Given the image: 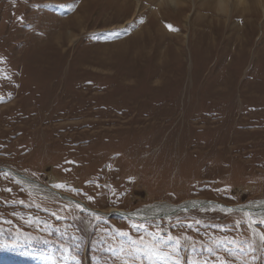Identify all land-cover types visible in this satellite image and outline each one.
<instances>
[{
    "label": "rangeland",
    "instance_id": "rangeland-1",
    "mask_svg": "<svg viewBox=\"0 0 264 264\" xmlns=\"http://www.w3.org/2000/svg\"><path fill=\"white\" fill-rule=\"evenodd\" d=\"M157 1L0 0V264H264L257 212L112 213L264 200V6Z\"/></svg>",
    "mask_w": 264,
    "mask_h": 264
},
{
    "label": "bare ground",
    "instance_id": "bare-ground-1",
    "mask_svg": "<svg viewBox=\"0 0 264 264\" xmlns=\"http://www.w3.org/2000/svg\"><path fill=\"white\" fill-rule=\"evenodd\" d=\"M181 1L182 0H158L157 1L158 2L157 6L161 7V6H163V4L166 3V5L170 6L174 10H176V9H178L177 7L180 5ZM212 2H214L216 11L218 13L225 14L224 15L225 17H228V15L230 13H232L231 16L229 17V19L233 18L235 16L234 14H240L241 15L240 18H243L242 20L244 22H246L245 19H244L245 16H247L248 14H251V13L254 14V13L258 12V10L261 7L263 9V6H264V0H212ZM212 2H210V3L207 2V3L212 5ZM139 6H140V4H138V8H139ZM263 11H264V9H263ZM217 14H215V15H217ZM198 15H197V17H198ZM189 16H191V15H189ZM209 17H211V16H209ZM220 17H221V15H220ZM204 18H206V17H204ZM196 19L194 20L195 22H196ZM218 19L221 20L222 18H218ZM200 21H202V18L200 19ZM236 28H237V32L238 31L242 32V29H245V26L242 29L239 26H237ZM239 35H243V34H239ZM101 54H102V52H101ZM99 58H101V57H99ZM203 203H204V201H200V200L186 201L184 204H182L183 206L182 205H175V204L173 205V204H170V203H160V204H157V205H152V206H149V207H145L143 210H138V211L132 212L130 214L132 216H134L136 219H138V218L142 219L143 218L145 220L153 218V217H158V216L171 217V216H175L177 214H180L181 211H184L185 209L189 208L190 206H194L195 207V206L203 204ZM242 208L244 209L243 211H246V212L252 213V214L257 212V214H256L257 216L264 217V200L252 202V203H250V204H248L246 206H242ZM114 211H118V210L114 209Z\"/></svg>",
    "mask_w": 264,
    "mask_h": 264
},
{
    "label": "snow or ice",
    "instance_id": "snow-or-ice-1",
    "mask_svg": "<svg viewBox=\"0 0 264 264\" xmlns=\"http://www.w3.org/2000/svg\"><path fill=\"white\" fill-rule=\"evenodd\" d=\"M168 27H169V30H174L171 28L170 25ZM56 187H59V186H56ZM131 227L133 228V230H144V228H145V226L135 224V223H133L131 225ZM119 235H128V234L127 233H119ZM168 239H171V236H169ZM135 243H137V241H133V244H135ZM121 249H122V251L124 250L123 245H121ZM174 264H179V260L177 259L176 261H174ZM221 264H223V262H221Z\"/></svg>",
    "mask_w": 264,
    "mask_h": 264
},
{
    "label": "water",
    "instance_id": "water-1",
    "mask_svg": "<svg viewBox=\"0 0 264 264\" xmlns=\"http://www.w3.org/2000/svg\"><path fill=\"white\" fill-rule=\"evenodd\" d=\"M205 204H210V205H217V206H219V207H223V208H225V209H231V210H242V207H239V208H231V207H227V206H224V205H222V204H219V203H215V202H206V203H203V204H201V206H203V205H205ZM194 207V206H193ZM196 207H200V206H195V208ZM126 216H128V217H132V216H130V215H128V214H125Z\"/></svg>",
    "mask_w": 264,
    "mask_h": 264
}]
</instances>
